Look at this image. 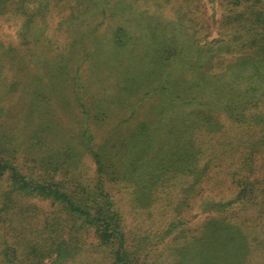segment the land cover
I'll return each instance as SVG.
<instances>
[{
  "label": "trees",
  "instance_id": "obj_1",
  "mask_svg": "<svg viewBox=\"0 0 264 264\" xmlns=\"http://www.w3.org/2000/svg\"><path fill=\"white\" fill-rule=\"evenodd\" d=\"M4 22L0 264H264V0H0Z\"/></svg>",
  "mask_w": 264,
  "mask_h": 264
},
{
  "label": "rangeland",
  "instance_id": "obj_2",
  "mask_svg": "<svg viewBox=\"0 0 264 264\" xmlns=\"http://www.w3.org/2000/svg\"><path fill=\"white\" fill-rule=\"evenodd\" d=\"M174 3V1L172 3H168V5L166 6V4H164V7H162L161 9H157L158 12L162 13H166L168 9H170V7H172V4ZM207 5V3H205ZM204 4V5H205ZM58 14V11L54 12V17ZM7 25H9L8 23L3 24V27L0 29V33H7L11 36L12 33H14L15 27L13 26H9L7 27ZM106 25L105 24H99V25H87L83 28V30H87L89 32V34L91 36H98L100 38V40L105 41L108 37L110 38V35L108 33H105V31L107 29H105ZM207 31H209L211 36H215L216 37V28L214 27H210ZM41 34V31H39ZM60 34V31H59ZM48 35H50V37H52V33L49 32ZM61 39H64V37L62 36ZM94 42L95 40L91 37H87L86 40L84 41V48H89L90 50L94 49ZM144 41H142L141 39L139 40V43L134 45L133 47H126V50H123L122 52H119L120 55V62L122 66H128V64L130 63L131 60L133 59H139L142 56L148 54L149 52H154L156 50V45H147L145 46L143 44ZM112 50H114V46L112 44L108 45ZM145 46V47H144ZM85 49V50H87ZM116 51V50H114ZM114 51L111 52L115 53ZM143 61L146 63H150L151 59H149L147 56L143 57ZM259 177L263 182H264V165H258V167L253 169V173H252V177ZM119 201V206L126 212V219L125 222H127L130 226L132 224H134L135 221H133V219H131V215L133 214V211L130 209V205L127 203V201H125V199H118ZM131 216V217H130ZM201 215L196 216V218H194V220L199 219ZM142 217L146 218V215L143 214ZM132 227V226H131ZM68 264H76V263H68Z\"/></svg>",
  "mask_w": 264,
  "mask_h": 264
}]
</instances>
